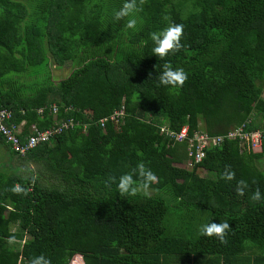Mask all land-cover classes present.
I'll return each mask as SVG.
<instances>
[{
	"label": "trees",
	"instance_id": "16d2710c",
	"mask_svg": "<svg viewBox=\"0 0 264 264\" xmlns=\"http://www.w3.org/2000/svg\"><path fill=\"white\" fill-rule=\"evenodd\" d=\"M124 2L0 0L6 127L23 121L30 134L79 122L23 153L0 131L15 162L0 171V264L41 254L51 264L75 254L83 264H264V0H147L136 29L114 19ZM169 22L184 25L183 47L161 60L150 33ZM165 63L185 70L183 87L159 83ZM49 64L68 73L53 81ZM121 105L116 123H98ZM246 120L260 132L259 151L224 137L189 168L185 141L160 132L225 135ZM139 162L158 177L154 194L120 196L115 183L106 186ZM28 165L33 171L21 174ZM226 166L235 180L221 178ZM240 179L249 184L243 196ZM257 188L261 200L253 201ZM211 222L230 224L227 244L200 233Z\"/></svg>",
	"mask_w": 264,
	"mask_h": 264
},
{
	"label": "clouds",
	"instance_id": "9594fccd",
	"mask_svg": "<svg viewBox=\"0 0 264 264\" xmlns=\"http://www.w3.org/2000/svg\"><path fill=\"white\" fill-rule=\"evenodd\" d=\"M146 3L147 0H125L122 7L114 12V19L116 21H121L127 17L128 19L125 27L127 29H136V15L143 11V5ZM164 19L167 21L169 20V17L165 16ZM183 33L184 25L182 23L172 22H169L168 26L161 31L150 33V39L154 44V47L152 48L153 54L161 60L169 54L174 55L183 47L181 44ZM187 79L188 74L183 68L173 69L169 63H165L163 65V71L159 75V83L162 86L174 89L183 87ZM221 178L226 182L233 181L236 179V174L233 170H231L230 166H226L223 173H221ZM157 182L158 177L156 174L150 168H147L144 162H139L132 172L121 175L118 178V181L116 177L110 176L105 183L106 186H110L115 183L120 196H136L140 191H143L144 194L147 195L150 186ZM248 188L249 184L246 180L240 179L236 181L235 191L238 196H243ZM12 191L20 194L23 192V189L16 186L12 189ZM251 199L253 201L261 200V192L259 188L253 192ZM230 230L231 226L228 222H211L209 224L202 225L200 233L205 237L217 239L221 244H227V237ZM30 264H51V260L41 254L32 258L30 260Z\"/></svg>",
	"mask_w": 264,
	"mask_h": 264
},
{
	"label": "built area",
	"instance_id": "2783aa9c",
	"mask_svg": "<svg viewBox=\"0 0 264 264\" xmlns=\"http://www.w3.org/2000/svg\"><path fill=\"white\" fill-rule=\"evenodd\" d=\"M40 111V110H39ZM51 113H56V107H51ZM124 110L121 105L119 108L113 110V112L106 118L98 119V123L102 126L106 120H109L112 123H116L122 116ZM9 114L6 110H0V131L5 136L7 141H11L13 148L18 150L20 153H23L27 148L35 146L41 141H48L49 138L55 134L61 133L63 130L69 129L79 122L77 120L67 118L65 120H60L58 124H52L48 128L38 131L34 126H32L31 133L23 127V121H20L17 125H10L9 128L6 127V120L8 119ZM248 124V120L242 122L240 125L230 128L225 135H208L204 131H194L191 135H187V129L185 126H182L180 130L175 133L169 131L165 127H160V132H163L167 135L168 138L175 141H185L186 143V154H187V165L189 167L192 164L199 162L203 155L204 149L206 147L219 144L224 137L229 139H237L240 142H243L247 148L255 151V147L260 149V132L259 130H247L245 125ZM84 126V125H83ZM23 135L25 137V142L23 145L18 143L17 136Z\"/></svg>",
	"mask_w": 264,
	"mask_h": 264
},
{
	"label": "rangeland",
	"instance_id": "374dc122",
	"mask_svg": "<svg viewBox=\"0 0 264 264\" xmlns=\"http://www.w3.org/2000/svg\"><path fill=\"white\" fill-rule=\"evenodd\" d=\"M24 1H28V0H24ZM48 72L46 74V77H50L53 81H57L61 78H63L64 76H66V74L68 73V68H55L53 64H49L48 65ZM263 97H264V93H263ZM255 151H258V149L255 147ZM71 152L67 151L64 155H63V159L68 158L70 156ZM15 165V162H12V160H10V156L8 155V153L4 150V148L2 146H0V171H4V172H9L10 170L8 169V165ZM259 166L264 168V158H262L259 162H258ZM182 165V164H181ZM183 165L187 168H189V166L187 165L186 161L183 163ZM33 167L31 166H27L26 169L20 170V173L23 175H27L28 171H33ZM19 170V169H18ZM143 192V191H142ZM155 192L152 189H149L148 194H154ZM158 195L162 196V198L165 200V202L168 205H173L175 203V200L171 199L169 196L164 195L162 193H159ZM178 213H175V216H177ZM180 216H185V214H180ZM13 229V228H12ZM248 245V244H247ZM251 247H247L246 250H250ZM79 261L81 260L80 255L78 256V254H75L74 256H72V258L70 259L69 263L70 264H81L79 263Z\"/></svg>",
	"mask_w": 264,
	"mask_h": 264
},
{
	"label": "crops",
	"instance_id": "0c3cea01",
	"mask_svg": "<svg viewBox=\"0 0 264 264\" xmlns=\"http://www.w3.org/2000/svg\"><path fill=\"white\" fill-rule=\"evenodd\" d=\"M250 252H252V249H250V250H246V248L243 250V254L245 253V254H248V253H250ZM79 263H81V264H83V262L82 261H79ZM70 264V263H69Z\"/></svg>",
	"mask_w": 264,
	"mask_h": 264
}]
</instances>
